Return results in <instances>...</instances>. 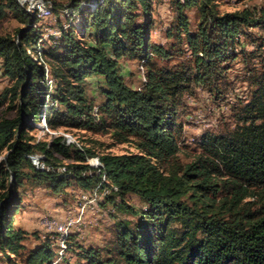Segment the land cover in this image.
<instances>
[{
  "label": "trees",
  "instance_id": "obj_1",
  "mask_svg": "<svg viewBox=\"0 0 264 264\" xmlns=\"http://www.w3.org/2000/svg\"><path fill=\"white\" fill-rule=\"evenodd\" d=\"M172 2L177 33H184L193 58L170 69L150 60L154 53L166 55L149 41L151 0H70L69 13L61 11L69 24H59L58 37L49 35L47 44L36 29L41 18L16 0H0V18L11 14L24 24L15 30L17 41L0 35V68L12 79L0 93V106L14 98L18 102L15 117L0 119V264H48L54 255L50 236L21 253L25 232L13 221L23 180L42 182L53 192L69 182L86 191L99 180L86 173L85 158L94 156L90 149L66 145L61 136L31 143L29 132L40 119L50 129L111 131L119 141L132 137L139 150L97 156L106 176L100 186L104 202L109 199L123 218L115 223L112 254L84 250V264H264V67L253 74L239 124L227 134H202L200 152L190 162L174 160L182 130L177 99L213 79L220 61L235 58L240 26H264V15L254 19L243 9L215 17L211 0ZM195 3L203 16L213 17L192 33L182 9ZM139 10L146 15L142 21H137ZM75 16L78 27L71 24ZM125 55L141 61L145 70L138 89L119 74L117 59ZM91 76L103 84L98 105L84 96L83 82ZM23 153H38L53 165L54 155L73 162L66 165L69 174L44 172ZM249 188L257 196L253 209L241 204ZM125 194H134L142 205L128 203Z\"/></svg>",
  "mask_w": 264,
  "mask_h": 264
},
{
  "label": "rangeland",
  "instance_id": "obj_2",
  "mask_svg": "<svg viewBox=\"0 0 264 264\" xmlns=\"http://www.w3.org/2000/svg\"><path fill=\"white\" fill-rule=\"evenodd\" d=\"M25 1L29 2L30 0ZM47 1L50 2L52 15L49 18L40 19L37 23L38 28H36L42 33L41 38L44 44L48 43L49 35L54 38L58 37L59 24L66 27L70 22L61 13L70 0ZM209 4L212 8L211 14L215 17L243 9L253 13L254 15L252 14L251 17L254 19L259 14L264 15V0H211ZM138 12L137 21L144 20L146 15L141 10ZM182 13L187 19V28L192 33L197 31L199 24L207 26L213 17L205 13L203 16L197 3L183 8ZM149 15L152 22L149 34L150 44H159L166 54L165 56L155 53L151 55L150 60L153 66L173 69L190 63L193 54L187 48L184 33H177L175 5L172 0H151ZM78 22V16L71 20L74 27H78ZM22 25L24 26L13 15L7 14L0 18V35H10L14 38L15 30ZM240 33L238 41L233 45L235 58L220 61L213 79L205 81L200 86H192L190 91L184 92L177 99L176 119L182 125L177 143L178 151L174 157L178 164H186L197 156L200 152L197 145L202 134H227L234 129L236 124H239L237 114L239 108L252 93L253 87L250 82L253 79V74L264 67V26L241 25ZM117 64L119 74L128 87L132 89L142 87L145 70L141 61L125 55L117 59ZM83 83L85 98L93 105L100 104L104 98L100 92V86H103L100 77H87ZM11 84L12 79L4 77L0 68V93ZM17 103V98H14L12 102L7 103L6 101L2 104L0 119L15 117L18 113ZM58 107L62 108L60 105ZM24 121L26 122V119ZM45 128L48 127L40 119L34 125V129L29 132V136L32 138L31 143L48 142L52 138L60 136H50L46 133ZM48 129L56 132L63 130L69 133L77 144L82 148L90 149L94 156L133 154L139 151L132 137L119 141L111 131L94 132L82 127ZM54 157L56 165H67L73 162L71 159H63L58 155H54ZM2 158L3 154L1 153L0 159ZM70 183L64 185L59 192L50 191L42 182L35 183L29 180H23V183L17 187L21 205L14 216L13 226L15 229L25 232L20 241L23 246L22 254L50 236L45 232L41 224L42 220L59 217L66 208L77 204L78 189ZM249 190V195L241 201V204L253 209L257 206L255 203L256 191L253 188H249ZM111 199L118 202L120 198L113 196ZM124 199L137 207L142 205L134 194H125ZM108 200L104 202L102 194L97 196L96 207L92 211L84 213V232L81 236L75 233L70 234L68 249L66 248L63 257L57 260L53 255L48 264H84L86 261L84 250H98L101 257L112 254L115 223L119 218H123V215L116 212L112 207V202ZM51 248L56 249V245L52 241Z\"/></svg>",
  "mask_w": 264,
  "mask_h": 264
},
{
  "label": "built area",
  "instance_id": "obj_3",
  "mask_svg": "<svg viewBox=\"0 0 264 264\" xmlns=\"http://www.w3.org/2000/svg\"><path fill=\"white\" fill-rule=\"evenodd\" d=\"M20 5L24 7L26 12L35 13L41 19L48 18L51 15L50 2L47 0H31L27 2L20 0ZM65 14L69 13L68 7H64L62 10ZM96 115V110L93 113ZM42 122H44L42 120ZM45 131L50 136L60 135L66 145H74L77 148H81L77 144L74 138L67 132L54 131L45 128ZM23 157L26 158L29 163L36 170L44 172H55L57 174H69V169L66 165H53L47 163L38 153H23ZM85 163L88 166L86 173H95L99 176L98 182L89 190L77 191V204L66 208L62 215L56 218H48L41 221V224L46 233H48L53 239L56 249L54 248V256L57 260L63 257L64 252L68 246V239L70 234H81L85 229V211H92L96 207L97 196L101 193V184L106 182V176L104 173L103 165L97 156H89L85 158Z\"/></svg>",
  "mask_w": 264,
  "mask_h": 264
},
{
  "label": "water",
  "instance_id": "obj_4",
  "mask_svg": "<svg viewBox=\"0 0 264 264\" xmlns=\"http://www.w3.org/2000/svg\"><path fill=\"white\" fill-rule=\"evenodd\" d=\"M16 2L20 5V0H16Z\"/></svg>",
  "mask_w": 264,
  "mask_h": 264
},
{
  "label": "bare ground",
  "instance_id": "obj_5",
  "mask_svg": "<svg viewBox=\"0 0 264 264\" xmlns=\"http://www.w3.org/2000/svg\"><path fill=\"white\" fill-rule=\"evenodd\" d=\"M29 2H31V0Z\"/></svg>",
  "mask_w": 264,
  "mask_h": 264
}]
</instances>
